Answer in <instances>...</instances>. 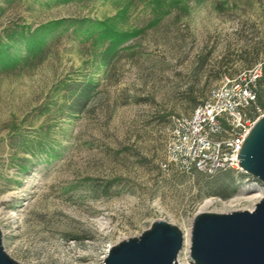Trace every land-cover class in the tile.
Wrapping results in <instances>:
<instances>
[{
    "label": "rangeland",
    "instance_id": "374dc122",
    "mask_svg": "<svg viewBox=\"0 0 264 264\" xmlns=\"http://www.w3.org/2000/svg\"><path fill=\"white\" fill-rule=\"evenodd\" d=\"M0 48V229L18 263L103 264L166 221L194 264L197 214L261 200L245 173L164 165L174 120L225 76L261 71L264 89V0H0Z\"/></svg>",
    "mask_w": 264,
    "mask_h": 264
},
{
    "label": "water",
    "instance_id": "95a60500",
    "mask_svg": "<svg viewBox=\"0 0 264 264\" xmlns=\"http://www.w3.org/2000/svg\"><path fill=\"white\" fill-rule=\"evenodd\" d=\"M239 161L264 190V116L248 134ZM183 247L184 234L177 226L156 221L140 237L112 247L103 264H178ZM190 256L194 264H264V197L252 211L197 214ZM0 264H20L4 250L1 229Z\"/></svg>",
    "mask_w": 264,
    "mask_h": 264
},
{
    "label": "built area",
    "instance_id": "2783aa9c",
    "mask_svg": "<svg viewBox=\"0 0 264 264\" xmlns=\"http://www.w3.org/2000/svg\"><path fill=\"white\" fill-rule=\"evenodd\" d=\"M260 76L261 71L225 76L190 116L176 118L164 166L209 177L228 170L244 173L239 161L242 146L254 124L264 116L262 110L257 116L250 111Z\"/></svg>",
    "mask_w": 264,
    "mask_h": 264
},
{
    "label": "trees",
    "instance_id": "16d2710c",
    "mask_svg": "<svg viewBox=\"0 0 264 264\" xmlns=\"http://www.w3.org/2000/svg\"><path fill=\"white\" fill-rule=\"evenodd\" d=\"M156 3H161L162 1L164 0H154ZM168 14V11H162L160 13V18L161 17H164L165 15ZM98 25H100V27H103L105 28L104 24L103 23H98ZM109 27V26H107ZM105 28V30L103 31L104 33L102 35H120V33L114 31L112 28ZM3 44V43H1ZM5 46V45H4ZM7 46V45H6ZM1 49V48H0ZM3 50V49H2ZM10 60H12L10 58V56L8 57L7 54L3 53L2 51H0V64L1 65H6V64H9L10 63ZM263 97H264V89H263V81L261 79H259L257 81V89H256V107H254V103H252V106H251V113L252 115H255L257 116L258 115V110H262L264 111V102H263ZM255 181V180H254ZM258 185L259 183L257 181H255Z\"/></svg>",
    "mask_w": 264,
    "mask_h": 264
},
{
    "label": "bare ground",
    "instance_id": "6f19581e",
    "mask_svg": "<svg viewBox=\"0 0 264 264\" xmlns=\"http://www.w3.org/2000/svg\"><path fill=\"white\" fill-rule=\"evenodd\" d=\"M258 192L260 194L257 196V199H262L264 197V193L262 192L261 189ZM190 245H191V242H190V234H186L185 235V246H186L187 250L190 248Z\"/></svg>",
    "mask_w": 264,
    "mask_h": 264
}]
</instances>
